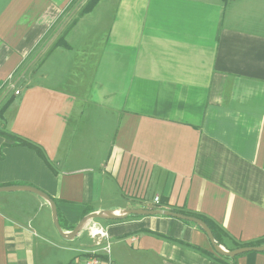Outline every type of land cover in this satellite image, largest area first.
I'll use <instances>...</instances> for the list:
<instances>
[{
  "label": "crops",
  "instance_id": "obj_1",
  "mask_svg": "<svg viewBox=\"0 0 264 264\" xmlns=\"http://www.w3.org/2000/svg\"><path fill=\"white\" fill-rule=\"evenodd\" d=\"M85 1L0 0V131L44 156L0 135V187L47 195L65 234L88 214L151 207L206 218L224 249L263 240L264 0H99L76 18ZM67 16V48L46 55ZM51 58L69 60L64 76L44 71ZM5 194L0 264H34L40 241L61 238L50 206ZM96 222L114 264H264L217 259L174 218Z\"/></svg>",
  "mask_w": 264,
  "mask_h": 264
},
{
  "label": "water",
  "instance_id": "obj_2",
  "mask_svg": "<svg viewBox=\"0 0 264 264\" xmlns=\"http://www.w3.org/2000/svg\"><path fill=\"white\" fill-rule=\"evenodd\" d=\"M69 18L67 17L65 22L61 25V27L55 33L54 37H56L60 33L61 29L68 22ZM38 57L39 56H36L29 63L28 67H30L36 61ZM28 67L24 70L23 74L26 72ZM19 80L20 78L17 79V82ZM16 83L13 86H15ZM15 191H27L47 201L51 209L52 222L58 234L60 235V237L65 240H72L75 237H77V235L80 234L82 230L84 229V227L91 221H120V220L126 219L129 216H164V217H170V218H174L180 221L188 222L200 228L202 232L205 234L213 252L218 256L233 259L243 254L251 253V252L264 253V245L256 246V247H240V248H236L233 250H226L215 242L211 230L202 220L196 217H193V216H187V215L179 214L173 211H166V210H161V209H154V210L127 209L124 211L104 210L98 213L88 214L81 219V221L76 225V227L70 233L65 234L62 232L60 228V225L58 222V216H57V208L53 200H51L47 195H45L41 191H38L31 187H22V186L0 187V193H8V192H15Z\"/></svg>",
  "mask_w": 264,
  "mask_h": 264
},
{
  "label": "rangeland",
  "instance_id": "obj_3",
  "mask_svg": "<svg viewBox=\"0 0 264 264\" xmlns=\"http://www.w3.org/2000/svg\"><path fill=\"white\" fill-rule=\"evenodd\" d=\"M73 19L74 18L71 17L67 23H70ZM62 22H63L62 19H59V21L57 23V27H60V25H61L60 23H62ZM67 25H69V24H67ZM64 26H63V28H64ZM63 28L61 29L60 32H62V30H64ZM36 54H37V52H34L31 55V57H29L27 59V61L22 65V67L24 68V67L28 66V64H29L28 62H30ZM45 54H46V52H45ZM56 59L57 58H51L49 60V62L46 64L44 71H47V73H48L51 70V68H50L51 64H53V66H52L53 76L55 74H57V72L59 70H62L61 75L63 74V76H64L67 73L71 64H67V62L69 63V60L68 61L67 60L62 61V62L59 61L58 67H57ZM65 62H66V64H65ZM62 64H65V65H62ZM22 69H21V72L19 74L20 77L23 75ZM17 79H16V81H17ZM34 80H35V82H40V80H37V79H34ZM17 83H16V85H17ZM55 85H57V83H55ZM14 91H15V87L12 88V90L10 92L14 93ZM2 194L8 195L5 193H0V195H2ZM49 215L51 216V214H49ZM101 222H103V221H101ZM51 223H52L53 227L55 228L53 222H51ZM85 228H86V226L82 230L83 233L81 232L82 234L79 237H76V239L74 241H66L63 238H59L58 241H56V245H53L50 241H49L50 243L48 241H45V240L40 241L42 250L40 251L39 256L36 255L35 260H34V264H81L83 261V257L81 255H79L78 251L84 247H88L92 243L91 239L87 235V232L85 231Z\"/></svg>",
  "mask_w": 264,
  "mask_h": 264
},
{
  "label": "trees",
  "instance_id": "obj_4",
  "mask_svg": "<svg viewBox=\"0 0 264 264\" xmlns=\"http://www.w3.org/2000/svg\"><path fill=\"white\" fill-rule=\"evenodd\" d=\"M98 1L99 0H86L83 3V5L79 8L76 18L82 17V16L88 14L89 12H91L93 10V8L96 6V4L98 3ZM76 18H74L69 23V25L66 26V28H64V30L62 32H60V34L56 37V39L54 40V42L51 45V47L46 51V55H48L56 47L60 46V47H63V48H67V44L64 42V35L67 32V30L75 24ZM0 135L5 137V138H7L10 141H12L16 145H21V146H26V147H29V148H33L39 154V156L41 158L44 157L42 152L40 151V149H38L37 147L33 146L32 144H30V143H28V142H26V141H24L22 139H20L19 137H16V136L11 135V134L3 133L2 131H0ZM190 216H192V215H190ZM193 217H196V218L202 220L209 227V229L211 230L215 242L218 245L223 246V242L228 239L227 235L223 231H221L218 227L214 226L210 221H208L204 217H200V216H193ZM198 229H200V228H198ZM261 245H264V239L263 240H259V241H255V242L247 244V245H239V244L233 243V248L232 249H226V250H233V249L240 248V247H256V246H261ZM212 253L219 260L220 259H222V260L226 259V260L234 261V260H236L239 257L238 256L236 258L230 259V258L221 257V256L216 255L213 252V250H212ZM251 253L253 254L254 252H251ZM248 254H250V253H248ZM217 259L215 258L216 261H217ZM219 260H218V262L222 263V261H219Z\"/></svg>",
  "mask_w": 264,
  "mask_h": 264
},
{
  "label": "built area",
  "instance_id": "obj_5",
  "mask_svg": "<svg viewBox=\"0 0 264 264\" xmlns=\"http://www.w3.org/2000/svg\"><path fill=\"white\" fill-rule=\"evenodd\" d=\"M18 95V91H15ZM153 204H159V197L153 198ZM148 207L147 210H151ZM89 238L92 240L95 249L83 253V261L81 264H114L110 257V249L107 244L103 245L102 242L107 239L106 233L95 221H91L85 228Z\"/></svg>",
  "mask_w": 264,
  "mask_h": 264
}]
</instances>
